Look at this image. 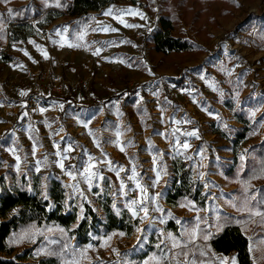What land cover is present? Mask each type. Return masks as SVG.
I'll list each match as a JSON object with an SVG mask.
<instances>
[{"label":"rangeland","instance_id":"rangeland-1","mask_svg":"<svg viewBox=\"0 0 264 264\" xmlns=\"http://www.w3.org/2000/svg\"><path fill=\"white\" fill-rule=\"evenodd\" d=\"M50 4L58 5L59 1L0 0V53L10 55L9 60L0 55V177L9 186L10 172L22 175L29 185L36 184L41 199H47L50 182L58 180L63 192L60 211L75 215L70 229L82 219L89 220L88 209L97 213L98 221L88 225L87 241L82 247L71 237L63 246L53 249V230H47L34 236L41 237L34 246L16 242L12 254L0 253V259L24 255L19 263L39 264L43 256L54 255L58 264H71L73 260L79 264H144L153 254L160 257L161 249L171 256L168 233L186 241L185 229L191 231L199 216L207 218L206 223L199 225L207 234H214L224 224L219 215L228 214L241 228L248 249H254L249 251L253 264H264V222L260 217L250 218L247 210H238L245 197L250 200L256 196L258 201H264V194L238 196L236 185L222 175L223 166L232 167L241 156L251 157L254 147L264 143V0H117L80 16L58 15L47 21L53 15L46 11ZM19 5L28 6L29 13L32 5H41L44 11L39 18H28L20 24L14 21L12 9ZM109 8H134L144 18L124 16L127 23L139 25L128 28L104 15ZM160 15L171 18V35L188 39L193 45L183 51L154 50L148 39ZM99 26L117 31H94ZM7 28L11 32L6 33ZM80 33L84 34L82 41L77 39ZM65 40L80 46H61ZM37 46L47 52L48 58ZM96 49H100L99 55H94ZM51 76L65 85L84 81L86 89L70 95L51 94L46 87ZM34 82L42 87L37 96L31 94ZM132 87L136 88L134 93L125 96V91ZM22 91L27 95L22 96ZM116 92L121 94L112 104L89 106ZM65 97L73 103L68 104ZM237 112L245 117L247 128L244 138L234 144L232 139L242 126L235 120ZM184 120L191 123H183ZM176 128L180 131L173 136ZM192 131L199 138L183 135ZM177 138L190 144L187 150L179 148L182 154L174 148ZM69 144L73 150L67 155L72 161L65 163L66 168L75 165L82 170L89 155L94 162L106 157L127 170L120 175L128 194L119 191L120 181L115 172L99 163L100 173L106 179L91 192L87 191V184L79 183V189L87 196V200L82 199L70 186L78 183L79 176L73 181L58 166L60 156L56 153H63ZM133 167L150 195L162 193L155 205H148L149 218L144 223L133 218L125 206L137 196V192L134 196L128 191L135 188V181L127 179ZM182 170H186L184 177L188 183L199 189L198 198L194 201L182 196L176 203H166L167 193L181 183L178 174ZM158 171L159 182L152 187ZM261 183L264 180L254 181L250 187L258 189ZM29 192L33 193L30 188ZM104 203L110 214L128 217L132 226L128 236H120L118 230L104 233ZM157 206L161 211L152 210ZM248 207L264 212L256 202H249ZM46 208H54L49 199ZM161 219L164 223H160ZM167 222L174 225L173 231L166 229ZM137 227L145 229L143 235L137 233ZM108 236L112 240L102 246ZM161 240L165 244L158 249L156 245ZM89 245L92 247L86 255L80 256ZM188 249V258L195 259L197 264L201 260L205 264H220L224 258L226 264H231L234 257L233 253L209 251L199 236ZM184 259L183 255L177 258L180 262Z\"/></svg>","mask_w":264,"mask_h":264},{"label":"trees","instance_id":"trees-1","mask_svg":"<svg viewBox=\"0 0 264 264\" xmlns=\"http://www.w3.org/2000/svg\"><path fill=\"white\" fill-rule=\"evenodd\" d=\"M59 6L50 4L46 9L52 16L47 17V21L52 20L58 15H63L64 17H75L83 15L88 10H97L107 3H115L117 0H58ZM33 10L31 13L28 11V6L19 5L13 6L14 11V21L16 23H25L28 18H39L44 11V7L41 5H32ZM172 29V21L167 15H160L157 20V25L150 32L149 41L151 42L154 50L166 52V51H183L188 49L193 45V42L175 37L170 34ZM11 32V28L6 29V33ZM21 37H15L9 40H17ZM1 57L5 60L10 59V55L6 53H0ZM136 90L132 87L125 91V96H130ZM121 92H116L110 94L99 101H94L90 103L89 106H103L112 104L114 101L119 99ZM68 100V104H72L73 101L69 97H65ZM229 109L231 107L228 106ZM24 109V108H23ZM235 120L241 126L237 129L236 136L232 139L234 144L242 140L246 134V119L241 113H234ZM255 152L251 157L245 158L244 160H235L234 165L223 166L222 175L230 180L236 185L235 194L242 196L246 194L247 196L258 192L264 194V183L260 184V188H251V183L254 181L263 182L264 172V143L254 147ZM185 163H181L184 165ZM186 170H182L178 174V179H181L180 185L167 193L165 197L166 203H176L177 199L185 196L189 199L196 200L198 198V191L192 183H188L184 175ZM10 185L6 186L3 178L0 177V253L9 256L13 252V245L16 242H24L34 246L37 242L41 240L40 236L30 239L25 237L20 239L21 235L26 232L34 231L35 229H40L42 232L48 229L53 230L54 243L52 245L53 249L58 246H63L69 241L71 237H74L78 246L82 247L87 241L86 232L88 225L93 222L98 221L97 213L87 210V216L89 220L82 219L78 225L72 229L70 226L75 221V215L73 213L67 212L66 214L60 211V202L63 200V192L61 185L58 180H52L50 182V187L47 193V199H41L39 196V191L35 183L29 185L22 175H18L15 172H10ZM257 177V178H253ZM247 183V187L245 185ZM29 188L33 193L29 192ZM247 188V191H245ZM253 196V195H252ZM250 199V203L256 202L260 209H264L262 203H258V199ZM248 199V197H245ZM52 201L54 205L53 209H47V200ZM203 199V197H201ZM102 212L106 214V222L102 223V228L104 233H109L113 230H118L125 235H129L132 231L131 223L128 217L123 215V218H117L115 215L109 213L107 203L102 204ZM223 220L224 224L219 232L210 234L209 239L205 241L207 249L214 253H219L221 255H228L233 253L237 264H253L251 259L247 239L243 234L241 228L237 223L232 220L231 215H219ZM60 229H64L61 233ZM166 229L173 231L174 225L171 222L166 223ZM198 236L203 237L207 234L206 229L203 225H199ZM19 238V239H18ZM45 244V243H44ZM28 252V250L26 251ZM24 255H17L14 259H0V264H29V263H19L18 261L24 259ZM58 260L54 255H46L39 261V264H58Z\"/></svg>","mask_w":264,"mask_h":264},{"label":"snow or ice","instance_id":"snow-or-ice-1","mask_svg":"<svg viewBox=\"0 0 264 264\" xmlns=\"http://www.w3.org/2000/svg\"><path fill=\"white\" fill-rule=\"evenodd\" d=\"M59 6V5H57ZM104 15L106 16H110L113 19L117 20L120 24H122L125 27L128 28H134V27H139V25H134V24H130L127 23L124 19V16H140L142 19L143 14L138 12L136 9L134 8H127V9H121V10H114L113 8H109ZM64 31H67V29L65 28ZM94 31H103V32H115L117 31V29L112 28L110 26H99L97 29H94ZM58 35H61L60 32L57 33ZM77 39L82 41L84 39V34L80 33L77 36ZM30 43H34L33 41H29ZM67 43V41H62L61 42V46H64V44ZM68 47H79V44H72V43H67ZM39 49V46H37ZM44 58H48V54L46 51H44L43 49H39ZM100 54V49H96L94 52V55H99ZM25 55H28L27 52H25ZM21 95H27L26 92H21ZM62 107V106H61ZM43 111V109L41 110ZM211 115V113H209ZM26 115V113H25ZM253 115H255V113H253ZM174 123H181L180 121H174ZM183 123H191L190 120H184ZM85 127H87V124H85ZM180 129L176 128L173 130L172 135L175 136L177 132H179ZM91 134V133H90ZM183 135L186 136H195L196 138H199L197 135L196 131H192V132H186L183 133ZM97 146L99 147V144H97ZM57 147H59V145H57ZM190 147V144L185 141L183 143L180 142L179 138L176 139L175 141V145L174 148H176L177 153L178 154H182L179 152V148H183L184 150H187ZM73 150L72 145L69 144L67 147H65L63 149V153H61L60 151H58L56 154L57 156H60V159L58 161V166L60 167V169L62 171L65 172V174L70 177L71 180L73 181H77V178L79 176L80 180L78 181L77 184L75 185H70L71 187H74L79 196L84 199L87 200V196L85 195L84 190L79 189V183H85L87 184V191L91 192L92 188L98 187L99 183L104 181L106 178L100 173L98 164L102 163V164H106L108 166V170L109 171H113L116 174L117 179L120 181L119 184V191L123 194V195H127L128 192L126 191V184L124 179L121 178V173L127 171L126 169H124L123 167H117L113 164V162L110 159H107L105 157V159L99 161V162H94V158L92 156H88L87 158V162L83 164L82 166V170L77 169L75 165H69L67 168L65 166V160L69 159L67 153L71 152ZM120 151H124V148L121 146L120 147ZM36 152V146L34 144L33 146V155H35ZM244 157L241 156V160H243ZM17 160V168H19V164H20V157L17 156L16 157ZM40 161H37V165H39ZM45 163H46V159H45ZM157 163L156 158H153V164L155 165ZM37 171H39V167H37L36 169ZM132 174L130 176L127 177L128 180L130 181H135V188L134 189H129L128 191H136L137 192V196L131 200H129L126 203V207L128 208V210L131 212L132 217L133 218H138L140 220L141 223H144V221L146 219L149 218V207L148 205L151 203L153 205L156 204V201L158 200V198L162 195V193H155L154 195H150L149 191H148V186L143 185L142 183H140V181L137 179L138 177V173L135 170V167H133L131 169ZM261 172H264V169H261ZM201 176H203V174H201ZM253 178H257V177H253ZM160 179V172H157V180L151 185L152 187L155 186L156 183L159 182ZM245 191H247V188H245ZM96 195H99L100 193H94ZM250 199H255V197H251ZM258 203H264V201H258ZM249 204V199L245 200V203L243 205V207L239 208L238 210L240 211H244L247 210L249 213V217L253 218V217H260L261 221L264 222V212L259 211L258 209L254 210L252 208L248 207ZM189 205L192 208H195V205H192L191 202H189ZM189 205H182V206H189ZM153 211H161V209L157 206L154 207L152 209ZM81 211H83V209L81 208ZM140 213H143V215H140ZM170 215V214H169ZM197 223L196 226L193 227L191 229V231H188L187 229H185V233H183V235H186L188 237V239L186 241H181L180 239H177V237H175L172 233H168L167 234V241L170 242V249L169 251L171 252V256H169L168 252H164L163 249H161L162 255L160 257H157L155 254H153L152 257H149L148 260L144 261V264H165V262L167 261V264H172V261H177V264H197V261L195 259H189V249L188 246L189 244H194L196 239L198 238V234L200 231L199 229V224L200 223H206L207 218H201L199 216H197L196 218ZM160 223H164V220L161 219ZM177 223H180V221L178 220ZM48 231H52V229H48ZM137 233H140L141 235H143V233L145 232V229L137 227L136 228ZM60 232L63 233L64 229H60ZM36 234H40L43 235V232L40 229H35L34 231H29L24 233L23 235H21L20 239H24L25 237H29L30 239H34V236ZM120 236H124L125 233L121 232L119 233ZM210 234H205L203 235V239L205 241H207L209 239ZM112 240V236H108L106 239H104V244L102 246H106L109 244V242ZM142 243L141 239L138 237L137 238V244ZM161 244H165V240H161L159 244L156 245V247L158 249L161 248ZM67 247V246H65ZM92 245H89L88 248L82 250L79 255L80 256H85L88 249L91 248ZM179 249V251H175ZM113 252H116L117 256L120 255V253L116 250V249H112ZM249 251L252 252L254 251V249L250 246L249 247ZM183 255L185 257V259L180 262L177 260V258L179 256ZM200 255L203 256L204 252L201 251ZM227 258H224L223 260L220 261V264H226ZM71 264H79L78 261L73 260L71 262ZM199 264H205L204 261H199ZM231 264H237L235 257H233L231 259ZM255 264V261H254Z\"/></svg>","mask_w":264,"mask_h":264},{"label":"built area","instance_id":"built-area-1","mask_svg":"<svg viewBox=\"0 0 264 264\" xmlns=\"http://www.w3.org/2000/svg\"><path fill=\"white\" fill-rule=\"evenodd\" d=\"M46 87H47V90L49 91V93H51V94L70 95L72 93L85 90L86 84L84 81H80V82L69 83L68 85H65L57 77L51 76L46 81ZM30 88L32 91L31 94L36 95V94H38L39 90H41L42 87L37 82H34ZM32 102H34V101H32ZM68 157H69V159L64 161L66 164L70 163L72 161V158L70 156H68ZM132 195L136 196V191H132ZM130 214H131V212H130Z\"/></svg>","mask_w":264,"mask_h":264}]
</instances>
